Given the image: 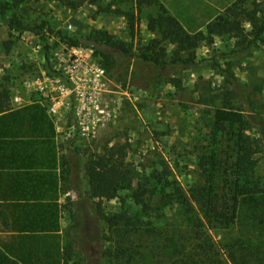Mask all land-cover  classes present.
Returning <instances> with one entry per match:
<instances>
[{
    "label": "trees",
    "instance_id": "obj_1",
    "mask_svg": "<svg viewBox=\"0 0 264 264\" xmlns=\"http://www.w3.org/2000/svg\"><path fill=\"white\" fill-rule=\"evenodd\" d=\"M25 1L0 0V10L11 13L12 30L41 35L49 58L50 38L43 31L48 29L53 33L54 29L46 20L32 26L21 11ZM57 1L77 10L87 2L98 0ZM134 1L138 11L145 7L158 10L149 15L147 24L157 36L137 56L159 69L169 63H195L198 47L203 42L212 43L217 35L237 38V47L241 49L253 42L264 44V8L246 7L244 0L227 6L206 23L205 29L196 30H189L160 0ZM128 16L134 18L133 13ZM246 23L251 26L249 31ZM54 33L57 43L82 45L77 34L67 35L62 30ZM89 37L109 46L107 50L94 48L107 72L115 67L118 54L132 52L131 46L106 30H94ZM167 43L175 47L169 61L163 49ZM248 102L253 112L246 117L228 103L225 109L217 111L208 125L209 137L204 136L208 144H202L197 154V175L187 186L169 170L158 173L154 181L140 184L132 194L141 206V213L132 215L123 211L104 215L115 231L127 238L137 233L139 239L146 241L145 247L150 248L151 254L140 252L142 261L148 264H264V178L257 171L262 140L252 128V122L257 121L264 131V114L252 101ZM55 137L54 118L46 106L36 100L16 107L12 103V90L0 83V197L13 200L8 207L14 214L13 226L19 231L9 243L0 244V264H20V261L71 264L74 260L75 246L72 240L61 235V219L65 212L71 218L77 216L67 196L75 164L67 154H61L58 160ZM59 147L64 149L63 144ZM126 155L125 149L112 148L89 162L87 172L92 196L112 200L119 196L121 189L132 185L136 170L126 161ZM57 166L60 168L58 197L55 191L53 196L44 192L46 185L53 183L56 187ZM63 195L65 202H59ZM48 197L53 200L47 201ZM170 210H174L171 215ZM212 229L226 232L222 239L216 240L210 233ZM128 247L130 251L135 248L132 243ZM101 251L102 256L107 255V251ZM125 258L129 264L134 263L135 251Z\"/></svg>",
    "mask_w": 264,
    "mask_h": 264
},
{
    "label": "rangeland",
    "instance_id": "obj_2",
    "mask_svg": "<svg viewBox=\"0 0 264 264\" xmlns=\"http://www.w3.org/2000/svg\"><path fill=\"white\" fill-rule=\"evenodd\" d=\"M236 1L160 0L189 30L205 29L208 21ZM244 4L264 8V0H244ZM21 11L32 26L46 20L54 32L62 30L79 36H90L94 30L102 29L132 47L129 55H117L115 67L108 72L110 91L104 103L109 105L111 115L98 123L94 137L81 134L74 127L70 108H64L68 126L61 144L75 164L67 196L77 216L63 214L61 235L75 246L71 264H129L125 255L134 251L136 260L132 264H148L139 257L140 252L151 254L146 241L139 239L137 233L127 238L115 231L104 215L141 213L132 194L140 184L154 181L158 173L169 170L184 186L192 182L198 172L199 148L208 144L204 140V136L209 137L208 125L226 103L246 117L253 112L250 100L264 114V44L253 42L241 49L237 38L217 35L212 43L203 42L198 47L195 63H169L159 69L137 56L157 36L147 26L148 17L158 11L156 8L138 11L134 0H98L73 10L57 0H26ZM132 13L133 19L128 16ZM10 16V12L0 10V83L10 87L12 96L19 91L24 102L38 100L39 95L27 91L23 81L36 73L56 72L50 50L57 37L48 29L43 31L50 38L47 58L42 36L12 30ZM245 28L249 31L250 24L246 23ZM163 49L165 59L171 60L175 47L167 43ZM254 122L253 131L262 140L257 171L264 178V131L261 124ZM112 148L125 149L126 161L135 168L136 176L117 198L100 200L91 194L87 167L94 157ZM173 211H168L169 215ZM225 232L210 230L216 240L222 239ZM131 243L135 246L132 251L128 249ZM102 249L107 255L102 256Z\"/></svg>",
    "mask_w": 264,
    "mask_h": 264
},
{
    "label": "built area",
    "instance_id": "obj_3",
    "mask_svg": "<svg viewBox=\"0 0 264 264\" xmlns=\"http://www.w3.org/2000/svg\"><path fill=\"white\" fill-rule=\"evenodd\" d=\"M51 47V59L56 70L53 74H34L24 78V88L36 92L39 101L47 107L52 116L67 115L64 108H70L74 127L84 136L95 134L102 120L110 117V107L104 103L109 93V79L100 55L86 45L70 46L59 42ZM37 100V101H38ZM24 102L19 91L12 96L14 106L30 104ZM72 128V127H71Z\"/></svg>",
    "mask_w": 264,
    "mask_h": 264
},
{
    "label": "crops",
    "instance_id": "obj_4",
    "mask_svg": "<svg viewBox=\"0 0 264 264\" xmlns=\"http://www.w3.org/2000/svg\"><path fill=\"white\" fill-rule=\"evenodd\" d=\"M52 117L54 118V124H55V129H56L55 146H56V151H57V158L59 160V156L61 154H65V149L60 150L59 145L61 144V141H63V137H64L63 132L65 131V129L68 126L67 121H66L67 115L57 116V117L52 116ZM44 170L49 171V169H47V168H45ZM53 170L54 169H52V175L54 177V171ZM55 172H56V183H57L56 187L54 188L53 183L51 184V186L46 185L44 192L52 194V196H53L54 191H55V194L58 197V195H60V180H59L60 168L58 166L55 169ZM68 192H69V189H68ZM68 192H67V194H68ZM49 198H51V200H53L52 197H48V199H46V200L49 201ZM58 200H59V202H65V195H63L62 197L60 196ZM12 202H13V200H11L10 198L9 199H7V198L2 199L0 197V234L3 235L2 237H0L1 238L0 239L1 245L9 243L12 240L13 236L15 234H18V232H19V231L15 230V228L13 226L14 225L13 224L14 214L12 213V211L8 207ZM61 223H62V219H61ZM20 264H23V263L20 261Z\"/></svg>",
    "mask_w": 264,
    "mask_h": 264
},
{
    "label": "water",
    "instance_id": "obj_5",
    "mask_svg": "<svg viewBox=\"0 0 264 264\" xmlns=\"http://www.w3.org/2000/svg\"><path fill=\"white\" fill-rule=\"evenodd\" d=\"M80 42L82 45H86L98 50H107L109 46L102 45L100 42H98L95 38L89 37V36H81Z\"/></svg>",
    "mask_w": 264,
    "mask_h": 264
}]
</instances>
